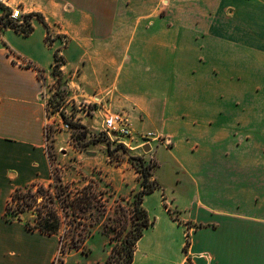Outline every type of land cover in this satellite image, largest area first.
Returning <instances> with one entry per match:
<instances>
[{"label": "crops", "instance_id": "0c3cea01", "mask_svg": "<svg viewBox=\"0 0 264 264\" xmlns=\"http://www.w3.org/2000/svg\"><path fill=\"white\" fill-rule=\"evenodd\" d=\"M16 3L43 21L31 18L28 36L0 35V264H54L61 254L60 234L6 218L14 190L53 179L40 74L60 35L70 39L63 74L77 70L102 99L118 76L119 110L134 133L169 143L193 192L181 205L158 183L133 264H264V0L2 1Z\"/></svg>", "mask_w": 264, "mask_h": 264}, {"label": "rangeland", "instance_id": "374dc122", "mask_svg": "<svg viewBox=\"0 0 264 264\" xmlns=\"http://www.w3.org/2000/svg\"><path fill=\"white\" fill-rule=\"evenodd\" d=\"M2 1L0 0V3ZM4 1L8 3V0ZM12 10H15L16 14H28L21 7V4L18 3L12 5ZM2 16L4 15H1L0 18ZM4 18L5 21L9 20V17ZM14 23L19 25L17 21H14ZM22 25H25V22ZM3 30L4 28L0 23V35ZM56 36L54 33L47 34V44L51 45L56 40ZM60 38L62 47L56 52L52 67L40 74L45 88L44 98L47 102L48 120H51L53 124L46 132L53 179L50 183L40 184L44 188L43 191L38 190V186L35 188L31 187L29 190L23 188V190H26L25 193H19L14 190L8 200V202L11 201L13 194L16 196L14 199L16 202L12 203L11 201V212L21 211L26 221H31V223L35 224L38 212L48 210L50 205L48 195L56 193V185L62 186L63 190L68 186L69 191L77 192L93 181L108 193L110 216L114 217L115 212L120 210L121 207L126 210L128 215V224L126 226L130 229L132 226L134 197L137 192L142 190V177L137 172L136 167L138 168L142 163L146 166H153L158 163L159 168L155 172L158 183H161L167 189L168 194L174 191V197L182 205L184 197L189 191L192 192V189H189L187 176L172 159L169 153L170 150H168L170 145L165 139L156 138L155 141L156 135L151 133L154 139L151 144H146L152 148L153 152L150 153V151L146 152L144 149L139 148L144 141L142 136L148 134V132L139 135L134 133L135 139L131 142L130 148H127L108 141L107 137L95 127L93 118L84 117L82 111L84 108L81 106L85 105L86 101L92 102L100 98L101 105H95L92 108L106 109L112 113H124V110H119V100L118 95H116L117 89L115 86L118 76H115V74L112 76L115 80L111 90L114 89V91L113 94L111 93L105 99H102V93L98 96L94 95L98 92L96 87L92 90V85L90 86L87 82L80 80L77 70H75V74L71 75L73 79L67 78L63 74L62 67L65 66V59L61 50L69 46L70 39L62 35H60ZM113 46L119 48L120 45L116 44ZM111 51L113 53L112 48ZM10 52L12 54L15 53L13 54L15 57H21L13 50H10ZM114 55L117 57L112 58V60L116 62V66L117 63L120 66L122 61L121 52ZM25 63L27 64L28 62L25 61ZM83 119L87 122V125L76 122V120ZM62 120L71 125L70 130L66 131L62 128ZM148 125L152 126L153 124ZM155 169L152 172L153 175ZM127 170L132 171L127 174ZM156 179L151 178V180ZM51 185L53 188H50ZM35 195L41 197L35 200ZM158 196L159 193L145 197V199L148 197L147 206L153 211L156 207ZM5 197L6 195L1 193V199ZM24 200L32 204L34 210H25L27 204L23 203ZM68 222L64 223L60 232L62 241L61 254L57 257L56 264H64L66 260H68L69 264H87L89 262H99L105 257L107 259L112 247L117 243V240H115L117 237L114 232L107 236L103 233V229L99 227L94 230L95 235L89 240L87 239L88 242L80 243L82 241L80 233L82 230L89 229L87 227L88 223L86 221H77L71 225ZM105 223L109 224V221L107 220ZM110 224L113 227L115 226L112 222ZM75 242L80 243V249L70 251V247Z\"/></svg>", "mask_w": 264, "mask_h": 264}, {"label": "trees", "instance_id": "16d2710c", "mask_svg": "<svg viewBox=\"0 0 264 264\" xmlns=\"http://www.w3.org/2000/svg\"><path fill=\"white\" fill-rule=\"evenodd\" d=\"M0 11L3 12L0 23L5 29L11 28L18 33L25 36L30 35L33 32V27L31 24V18L37 17L43 21L41 15H23L21 18H13V10L0 3ZM5 13V14H4ZM4 17H9L5 21ZM17 21L19 25L15 24ZM25 22V25L22 23ZM157 164L153 166H146L144 163L138 168L137 172L142 177V190L137 192L134 197V207L132 216V226L130 229L126 226L128 224V215L124 208L121 207L120 210L115 212V216L109 215L108 198L107 192L101 189L96 182H91L87 184L82 190L77 192L69 191V187L66 186L62 189V186H55L56 193L48 195L49 206L48 210L44 212H38L35 218V224L31 221L26 222V226L30 230H39L46 235L60 234L62 227L65 222L69 221L71 225L77 221H86L88 223L87 227L89 229L82 230L80 233V238L82 241L80 243H85L89 237L94 234L96 228H102L103 233L110 236L112 232L115 233L117 243L112 247L107 259L103 263L98 264H133L135 259V251L138 242L144 236L145 232L153 225V221L150 220L147 210L144 207L145 197L153 194L159 189V184L156 180H151L153 177V170L156 168ZM53 178V176H52ZM38 190L43 191V186L40 184H33L31 187H37ZM50 188H53L52 185ZM37 190V191H38ZM26 190L21 188L16 189V192L25 193ZM37 193V192H36ZM35 200L41 197L35 195ZM16 196L12 195V203L15 201ZM11 201L8 202L6 208V218L8 220H13L14 218H20L23 212H11ZM16 202V201H15ZM18 203V202H17ZM26 205L25 210H34L32 204L23 201ZM36 213V211H35ZM109 221L105 223V221ZM115 226L113 227L112 224ZM86 227V228H87ZM62 242V241H61ZM75 242L73 246L70 247V251L79 250L80 243ZM62 244V243H61ZM54 264H56L54 262Z\"/></svg>", "mask_w": 264, "mask_h": 264}, {"label": "built area", "instance_id": "2783aa9c", "mask_svg": "<svg viewBox=\"0 0 264 264\" xmlns=\"http://www.w3.org/2000/svg\"><path fill=\"white\" fill-rule=\"evenodd\" d=\"M23 14H16L15 10H13L12 17L17 19L21 18ZM101 105L100 99L93 100L92 102L86 101L85 105H82L84 109H82L85 118H101V124L98 131L107 137L108 141L116 145H123L127 148H130L131 142L134 141V131L132 129V124L130 120V116L126 113H112L106 109H94L92 106ZM77 123H81L83 125L85 120H76ZM62 128L66 131L71 129V125L69 123H65L62 120ZM53 125L51 120H48L46 125L45 132H48L50 126ZM144 140L143 143L139 146L142 150L146 146V144H151L153 135L151 133L145 134L142 136Z\"/></svg>", "mask_w": 264, "mask_h": 264}, {"label": "water", "instance_id": "95a60500", "mask_svg": "<svg viewBox=\"0 0 264 264\" xmlns=\"http://www.w3.org/2000/svg\"><path fill=\"white\" fill-rule=\"evenodd\" d=\"M144 150H145L146 152H149V151H151V146H149V145H146V146L144 147Z\"/></svg>", "mask_w": 264, "mask_h": 264}]
</instances>
